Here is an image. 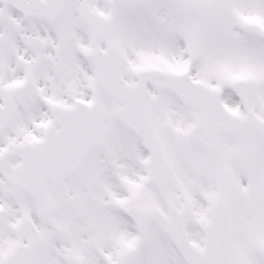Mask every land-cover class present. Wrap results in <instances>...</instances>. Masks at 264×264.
<instances>
[{
    "label": "snow or ice",
    "instance_id": "obj_1",
    "mask_svg": "<svg viewBox=\"0 0 264 264\" xmlns=\"http://www.w3.org/2000/svg\"><path fill=\"white\" fill-rule=\"evenodd\" d=\"M0 264H264V0H0Z\"/></svg>",
    "mask_w": 264,
    "mask_h": 264
}]
</instances>
